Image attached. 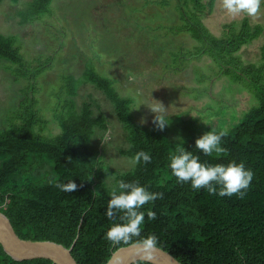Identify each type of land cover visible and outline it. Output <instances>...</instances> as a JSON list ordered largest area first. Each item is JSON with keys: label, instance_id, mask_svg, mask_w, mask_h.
<instances>
[{"label": "trees", "instance_id": "1", "mask_svg": "<svg viewBox=\"0 0 264 264\" xmlns=\"http://www.w3.org/2000/svg\"><path fill=\"white\" fill-rule=\"evenodd\" d=\"M176 1L181 9L178 13L181 23L164 27L159 24L156 28L167 29L165 35H191L199 45L194 54L189 51V58L207 53L215 59L222 56L219 64L224 60L230 65L223 72L249 86L258 101L227 128L228 134L222 138L224 150L219 153L205 156L193 146L204 131L224 128L213 129L191 121L182 131L184 146L198 154L201 161L244 162L254 172L246 195L219 197L204 189L196 191L190 184L178 183L168 167L169 153L175 150L176 142L159 130L137 125L130 110L131 99L122 97L108 77L89 68L84 78L114 103L117 116L128 131L130 145L121 149V154L133 159L143 150L153 157L149 164H135L131 170L118 174L115 187L123 179L162 192V198L143 206L144 210L155 211L156 219L148 220L145 215L141 236L133 237L129 243L113 245L108 241L105 233L113 221L104 212L114 187L107 186L109 170L100 141H94L97 129H108L107 118L102 114L94 116L91 102H84L77 111L71 101L68 114H57L61 131L49 135L45 133L44 117L32 104L25 117L22 111L17 124L0 132V210L9 217L21 238L52 240L68 248L73 245L72 255L78 264H106L118 248L139 243L149 234H155L158 247L183 264H264V65L244 66L235 55L244 44L259 36L263 27L259 24L253 27L246 16L239 31L227 25V33L217 36L202 19V14L206 10L210 12L216 0ZM161 3L166 4L167 0ZM35 9L34 15H38L40 8L35 6ZM153 18L172 21L173 17L160 11ZM160 34L157 32L155 38H149L152 46L161 40ZM161 44V53L165 52L166 56L168 48ZM20 55L12 41L0 34V58L16 64L21 61ZM47 167L50 170L38 174ZM70 180L78 185L72 192L55 187L57 182ZM95 190L103 195L93 198ZM0 264L53 262L47 258L15 260L0 244Z\"/></svg>", "mask_w": 264, "mask_h": 264}, {"label": "rangeland", "instance_id": "2", "mask_svg": "<svg viewBox=\"0 0 264 264\" xmlns=\"http://www.w3.org/2000/svg\"><path fill=\"white\" fill-rule=\"evenodd\" d=\"M161 1L0 0V34L9 38L21 54L16 64L0 58V86L7 84L8 88L6 97L0 98V132L17 124L21 112L26 116L33 104L46 121L45 133L56 135L61 131L57 114H68L72 102L77 111L84 102H91L93 115L107 118L108 129H97L94 141H100L109 170L107 186L115 187L116 176L134 168L135 163L120 152L130 142L114 103L84 78L89 68L108 77L122 97L131 99L130 110L137 125L159 130L173 142L178 143L174 138L183 136L191 121L213 129H227L238 122L258 104L253 91L223 72L230 65L224 60L219 64L222 56L215 59L207 53L189 58V51L194 54L199 43L188 33L165 35L167 29L156 28L159 24L181 23L177 1ZM35 6L40 8L38 15H34ZM160 11L170 13L172 21L155 20L154 13ZM202 16L210 31L221 37L227 33V25L239 31L246 17H230L221 0ZM248 18L253 27L262 25L263 31L235 55L244 66L262 68L264 5L258 16ZM157 32L162 33L158 37L161 42L152 46L149 38H155ZM32 35L49 41L38 53L18 38ZM161 43L168 48L166 56L159 48ZM160 103L167 108L168 124L163 129L154 123L155 113L150 108ZM47 170L49 167L38 174Z\"/></svg>", "mask_w": 264, "mask_h": 264}, {"label": "clouds", "instance_id": "3", "mask_svg": "<svg viewBox=\"0 0 264 264\" xmlns=\"http://www.w3.org/2000/svg\"><path fill=\"white\" fill-rule=\"evenodd\" d=\"M262 5H264V0H221V7L232 18L240 15L256 17L259 15ZM150 108L155 113L154 123L163 129L168 124L165 119L167 108L162 103ZM227 134V129L204 131L196 138L193 148L205 156L219 153L224 150L222 138ZM107 139L108 137L105 135L104 140ZM174 140L178 143H176L175 150L169 153L168 167L178 183L190 184V187L196 191L204 189L219 197L236 195L243 198L246 195L254 178V172L247 168L244 162L230 161L227 164H212L201 161L198 154L184 146L186 141L182 135L176 136ZM152 159L150 152L141 150L135 154L133 162L149 164ZM55 187L64 192H72L77 189L78 185L74 180H70L67 183L57 182ZM102 195L99 190L93 192V198ZM162 197V192L150 191L138 181L119 180L117 187L112 189L104 212L107 219L113 221L105 233V238L113 245H118L129 243L133 237H140L145 224V215L148 220L156 219L157 215L151 208L144 210L143 206ZM133 247L135 248L132 257L133 264H136L137 256L140 257L143 264H150L156 258V250H159L158 238L155 234H149Z\"/></svg>", "mask_w": 264, "mask_h": 264}, {"label": "water", "instance_id": "4", "mask_svg": "<svg viewBox=\"0 0 264 264\" xmlns=\"http://www.w3.org/2000/svg\"><path fill=\"white\" fill-rule=\"evenodd\" d=\"M0 244L4 251L13 259L18 261L31 260L36 258H47L53 264H78L72 255L73 245L66 247L61 243L52 240L23 239L15 231L9 217L0 210ZM133 243L118 248L113 252L106 264H133L135 248ZM156 250V258L150 262L153 264H183L176 257L161 247ZM141 261L136 257V264Z\"/></svg>", "mask_w": 264, "mask_h": 264}, {"label": "crops", "instance_id": "5", "mask_svg": "<svg viewBox=\"0 0 264 264\" xmlns=\"http://www.w3.org/2000/svg\"><path fill=\"white\" fill-rule=\"evenodd\" d=\"M19 40L23 41V43L25 44V46H27L28 48H30L31 50L37 52L38 49L44 47V46H47L49 41H45V38L44 39H40L39 37L37 36H29V37H19ZM38 53V52H37ZM14 79V78H13ZM9 80L11 81V83H13L14 80H11L9 78ZM3 83H5V80L3 81ZM8 93V88H7V84H5V86H0V98H5L6 95Z\"/></svg>", "mask_w": 264, "mask_h": 264}]
</instances>
